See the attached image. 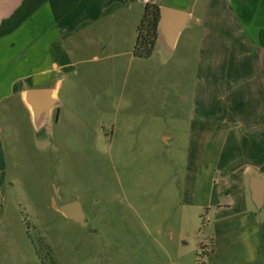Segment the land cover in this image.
I'll return each mask as SVG.
<instances>
[{
    "label": "rangeland",
    "instance_id": "1",
    "mask_svg": "<svg viewBox=\"0 0 264 264\" xmlns=\"http://www.w3.org/2000/svg\"><path fill=\"white\" fill-rule=\"evenodd\" d=\"M95 43L99 59L81 52L58 77V124L41 138L21 126L5 136L0 264H206L210 196L234 192L213 138L199 136L194 149L191 130L209 133L225 95L199 85L198 55L182 43L150 59L109 57L114 46ZM73 201L91 229L58 210Z\"/></svg>",
    "mask_w": 264,
    "mask_h": 264
},
{
    "label": "crops",
    "instance_id": "2",
    "mask_svg": "<svg viewBox=\"0 0 264 264\" xmlns=\"http://www.w3.org/2000/svg\"><path fill=\"white\" fill-rule=\"evenodd\" d=\"M24 2L0 0V26ZM140 3L190 14L175 48L182 43V51H196L199 85L212 94L225 95V107L212 112L209 133L203 132V126L191 130L194 149L199 136L213 138L211 144L219 149L224 173L232 180L228 194L234 192L228 199L218 196L217 202L210 196L208 207L216 208L215 228L205 248L206 264H264V206L256 208L250 190L252 177L264 180V46L260 44L264 0H82L59 22L50 3L42 4L14 31L0 37V170L6 162L5 136L10 131L22 128L41 138L44 130H52L60 121L63 84L58 77L74 67L72 57L84 52L99 59L95 42L103 52L114 46L109 57L129 50L134 55L145 11ZM83 35H89L90 42L76 39ZM157 49L163 50L159 41ZM31 91L39 92L36 110L56 101V114L52 108L51 118L39 116L41 112L36 113L28 101ZM165 136L166 144H172L173 136ZM212 166L219 170L218 165Z\"/></svg>",
    "mask_w": 264,
    "mask_h": 264
},
{
    "label": "water",
    "instance_id": "3",
    "mask_svg": "<svg viewBox=\"0 0 264 264\" xmlns=\"http://www.w3.org/2000/svg\"><path fill=\"white\" fill-rule=\"evenodd\" d=\"M161 18L158 28V41L163 51L172 52L177 44L182 30L188 25L190 14L169 7H161ZM39 92L31 91L28 94V101L34 108L36 113L41 112L39 116L50 117L51 111L56 106V101H49L45 106L39 108L34 105L35 97ZM50 95L51 92L46 91ZM39 111V112H38ZM250 190L252 192L253 202L258 210L264 206V180L254 176L250 181ZM70 221L91 229L87 215L82 204L79 201H73L64 204L58 208Z\"/></svg>",
    "mask_w": 264,
    "mask_h": 264
},
{
    "label": "trees",
    "instance_id": "4",
    "mask_svg": "<svg viewBox=\"0 0 264 264\" xmlns=\"http://www.w3.org/2000/svg\"><path fill=\"white\" fill-rule=\"evenodd\" d=\"M82 0H25L15 15L4 21L0 26V37L14 31L22 21L28 18L42 4L49 2L56 22L74 11ZM24 14V15H22ZM161 9L157 4H148L138 29V38L134 49V56L138 59H150L155 52L158 41V28ZM260 44L264 46V29L260 34ZM264 173V166L262 167Z\"/></svg>",
    "mask_w": 264,
    "mask_h": 264
},
{
    "label": "built area",
    "instance_id": "5",
    "mask_svg": "<svg viewBox=\"0 0 264 264\" xmlns=\"http://www.w3.org/2000/svg\"><path fill=\"white\" fill-rule=\"evenodd\" d=\"M149 0H146V2H148Z\"/></svg>",
    "mask_w": 264,
    "mask_h": 264
}]
</instances>
